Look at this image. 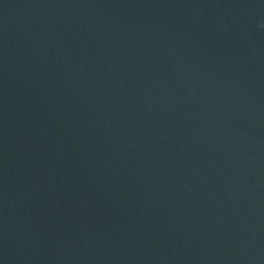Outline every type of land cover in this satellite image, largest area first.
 I'll return each instance as SVG.
<instances>
[{
	"label": "water",
	"instance_id": "95a60500",
	"mask_svg": "<svg viewBox=\"0 0 264 264\" xmlns=\"http://www.w3.org/2000/svg\"><path fill=\"white\" fill-rule=\"evenodd\" d=\"M264 0H0V264H264Z\"/></svg>",
	"mask_w": 264,
	"mask_h": 264
},
{
	"label": "clouds",
	"instance_id": "9594fccd",
	"mask_svg": "<svg viewBox=\"0 0 264 264\" xmlns=\"http://www.w3.org/2000/svg\"><path fill=\"white\" fill-rule=\"evenodd\" d=\"M260 27L264 28V24H261Z\"/></svg>",
	"mask_w": 264,
	"mask_h": 264
}]
</instances>
